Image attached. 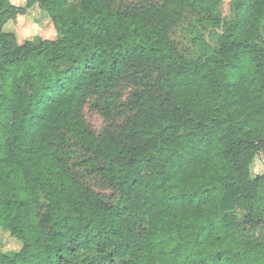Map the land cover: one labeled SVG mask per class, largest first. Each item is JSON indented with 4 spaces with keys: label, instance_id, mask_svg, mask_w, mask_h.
<instances>
[{
    "label": "trees",
    "instance_id": "trees-1",
    "mask_svg": "<svg viewBox=\"0 0 264 264\" xmlns=\"http://www.w3.org/2000/svg\"><path fill=\"white\" fill-rule=\"evenodd\" d=\"M221 3L26 0L20 44L0 0V264H264V0Z\"/></svg>",
    "mask_w": 264,
    "mask_h": 264
},
{
    "label": "rangeland",
    "instance_id": "rangeland-1",
    "mask_svg": "<svg viewBox=\"0 0 264 264\" xmlns=\"http://www.w3.org/2000/svg\"><path fill=\"white\" fill-rule=\"evenodd\" d=\"M128 3H136L140 0H124ZM10 2L19 7H26V0H10ZM220 12L225 21H230L233 18L231 9V0H222ZM4 30L15 34L18 43L25 41L38 40H56L57 34L53 28L52 21L49 15L42 10L38 5H33L25 8L23 14L18 15L15 20L10 21ZM129 92L125 88L120 94L118 102H122ZM86 118L90 125L96 130H102L105 125V119L98 113L86 111ZM264 173V153H259L252 161L250 166V178L260 176ZM95 190L104 198L112 195L110 186L104 181H98L95 185ZM20 249V244L12 238L8 233L0 230V250L3 252H15Z\"/></svg>",
    "mask_w": 264,
    "mask_h": 264
}]
</instances>
